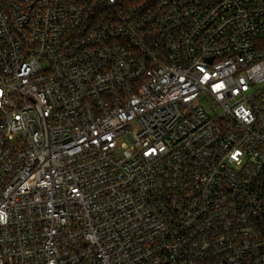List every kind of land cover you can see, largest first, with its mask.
<instances>
[{
	"label": "built area",
	"instance_id": "built-area-1",
	"mask_svg": "<svg viewBox=\"0 0 264 264\" xmlns=\"http://www.w3.org/2000/svg\"><path fill=\"white\" fill-rule=\"evenodd\" d=\"M0 264H264V0H0Z\"/></svg>",
	"mask_w": 264,
	"mask_h": 264
},
{
	"label": "rangeland",
	"instance_id": "rangeland-1",
	"mask_svg": "<svg viewBox=\"0 0 264 264\" xmlns=\"http://www.w3.org/2000/svg\"><path fill=\"white\" fill-rule=\"evenodd\" d=\"M205 105V104H204ZM125 140V139H124Z\"/></svg>",
	"mask_w": 264,
	"mask_h": 264
}]
</instances>
